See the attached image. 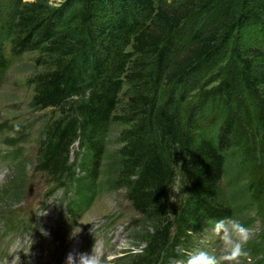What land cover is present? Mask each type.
Segmentation results:
<instances>
[{"label":"trees","instance_id":"1","mask_svg":"<svg viewBox=\"0 0 264 264\" xmlns=\"http://www.w3.org/2000/svg\"><path fill=\"white\" fill-rule=\"evenodd\" d=\"M4 2L12 6L10 14H3ZM192 4L204 0L176 7L159 0H67L57 8L0 0V73L10 63L7 49L13 57L37 52L35 63L45 70L29 80L32 105L59 112L38 138L36 171L51 191L72 185L70 206L76 212L93 202L105 168L110 187L125 189L139 215L133 222L140 248L108 264H170L188 248L191 233L236 217L248 205L245 196L262 191V177L241 180L251 167L242 153L244 124L252 122L264 134V0L257 11L197 31L178 53L174 35ZM249 31L259 33L256 47L241 43ZM223 51L229 63L225 77L203 95L209 97L204 105L187 104L189 78ZM117 122L126 127L118 149L108 153L107 136ZM76 141L80 149L73 161L70 147ZM17 149L13 160L21 174L25 163ZM178 168L186 192L170 213ZM230 168L235 171L228 193L223 180ZM12 185L20 191L21 179ZM261 236L246 247L245 258L254 260L248 264H264Z\"/></svg>","mask_w":264,"mask_h":264},{"label":"rangeland","instance_id":"2","mask_svg":"<svg viewBox=\"0 0 264 264\" xmlns=\"http://www.w3.org/2000/svg\"><path fill=\"white\" fill-rule=\"evenodd\" d=\"M22 1H34L57 8L67 0ZM159 1L172 4V7L186 2ZM260 1L204 0L203 5L192 4L194 10L174 35L175 51L181 53L185 45L191 43L197 31L206 32L220 21L239 16L245 10L257 11ZM4 3L3 14H10L12 6L9 2ZM258 40L259 33L249 31L241 43L246 47H256L254 43ZM7 52L10 63L0 73V264H65L69 252L76 250L91 255L94 245L99 264H108L116 262L126 251H137L140 247L135 242L137 228L133 219H138L139 215L127 200L125 189L110 187L105 168L99 177V189L93 202L88 208L83 207L84 209L76 212L70 206L73 201L71 199L75 196L72 185L66 184L62 189L51 191L46 177L36 171L38 138L59 112L51 108L39 110L32 105L34 92L29 80L45 70L35 63L38 53L28 52L13 57L8 49ZM228 64V55L223 51L208 60L200 74L192 75L184 87L187 104L198 107L204 105L209 97L204 99L203 95L225 77L229 71ZM125 88L126 86L123 91ZM231 107L238 112L235 105ZM123 109L124 106L120 104L117 113L122 114ZM244 126L246 135L242 153L244 163L251 164V167L246 169L247 175L242 177L241 184H245L254 175L264 180V134L252 122H246ZM125 127L126 125L119 122L111 126L107 136L108 153L114 152L120 146L118 135ZM13 139H17L16 146L12 143ZM15 149L25 163L21 174V169L17 170V162L13 160ZM79 149L78 141L74 142L70 147L71 160L76 159ZM28 165L31 166L30 170L26 167ZM234 171V168H230L223 180V184L228 187V193L231 189L228 181ZM176 173L174 186L169 190L170 213L173 205L181 202L186 192L183 172L178 168ZM17 178L22 181L20 191L12 185ZM261 189L256 196H245L244 200L248 205L234 217L252 232V238L246 247L259 242L264 233V184ZM237 203L243 204L241 201ZM9 220L13 223L11 227L7 224ZM150 225L148 223L147 226L151 228ZM73 232L77 234L70 238ZM190 236L188 248L184 250L183 247L179 251V258L171 260L170 264H180L187 259L188 254L199 249L207 250L210 254L218 253L219 242L214 238L208 239L204 230L196 235L191 233ZM249 260L241 257L240 264L254 261L252 258Z\"/></svg>","mask_w":264,"mask_h":264},{"label":"clouds","instance_id":"3","mask_svg":"<svg viewBox=\"0 0 264 264\" xmlns=\"http://www.w3.org/2000/svg\"><path fill=\"white\" fill-rule=\"evenodd\" d=\"M30 170V165L26 166ZM208 239H216L219 242L217 254L199 249L187 255L185 261L180 264H240L241 257H247L246 245L252 238L251 230L239 219L225 217L214 221L210 228L203 229ZM77 234V233H76ZM76 234L72 233L70 238ZM65 264H99L95 253V245L92 254L73 250L66 256Z\"/></svg>","mask_w":264,"mask_h":264}]
</instances>
